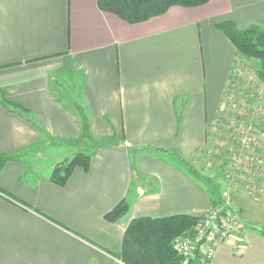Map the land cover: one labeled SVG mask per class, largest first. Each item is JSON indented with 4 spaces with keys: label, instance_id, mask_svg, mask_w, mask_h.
<instances>
[{
    "label": "crops",
    "instance_id": "crops-1",
    "mask_svg": "<svg viewBox=\"0 0 264 264\" xmlns=\"http://www.w3.org/2000/svg\"><path fill=\"white\" fill-rule=\"evenodd\" d=\"M97 2L0 0V155L11 158L0 169V264H121L132 219L212 209L170 153L189 162L221 108L236 50L215 25L264 28V0L174 6L137 24ZM74 153L88 169L54 184L52 168ZM221 194L238 229L210 264H264V199ZM122 201L127 214L106 221Z\"/></svg>",
    "mask_w": 264,
    "mask_h": 264
},
{
    "label": "trees",
    "instance_id": "trees-1",
    "mask_svg": "<svg viewBox=\"0 0 264 264\" xmlns=\"http://www.w3.org/2000/svg\"><path fill=\"white\" fill-rule=\"evenodd\" d=\"M210 0H98V9L112 14L128 24L145 22L151 18L163 15L169 8L178 6L183 8H196L206 5ZM224 36L232 43L236 50V60L232 66L226 91L222 100L221 109H224V98L230 90L232 70L238 65L242 66L247 60L260 63L258 73L261 85H264V28L250 26L238 30L231 22L215 25ZM240 81L237 85H240ZM225 110V109H224ZM221 111V112H222ZM260 130H263L260 128ZM230 134V133H229ZM168 154L166 151L157 149ZM170 156L182 166L192 177L202 183L210 192L212 209H218L222 214H237L225 206L222 194L213 181L198 173L188 161L176 153ZM11 160L10 157L0 155V169ZM226 164V161L224 162ZM90 164L88 155L78 153L68 162L58 164L50 174V180L63 186L76 167L86 171ZM230 161L228 162V165ZM1 192V191H0ZM128 212V205L122 201L105 215V220L116 223ZM200 217L177 215L164 218H135L127 225L122 236L121 249L114 255L121 264H203L199 257H194L187 263L174 250V241L178 237L192 235Z\"/></svg>",
    "mask_w": 264,
    "mask_h": 264
},
{
    "label": "built area",
    "instance_id": "built-area-1",
    "mask_svg": "<svg viewBox=\"0 0 264 264\" xmlns=\"http://www.w3.org/2000/svg\"><path fill=\"white\" fill-rule=\"evenodd\" d=\"M246 74V68L244 71L239 67L232 70L230 90L224 98V109L227 111L229 137L239 147L238 152H233L230 157L228 172L239 168L241 171L236 173L238 176L244 175L252 178L254 175H259L260 171L264 172L263 158L259 156L264 148V130H260L261 127L255 123V120L249 119L247 108L241 106V103L236 100L237 84L245 80ZM258 163L263 164L261 170ZM243 184L249 190L248 196L257 198L251 183ZM237 229L238 215H224L220 210L214 209L200 217L192 235L181 236L174 241V250L184 263L197 256L203 264H210L216 249L225 243ZM240 249V243L233 247L235 253Z\"/></svg>",
    "mask_w": 264,
    "mask_h": 264
},
{
    "label": "rangeland",
    "instance_id": "rangeland-1",
    "mask_svg": "<svg viewBox=\"0 0 264 264\" xmlns=\"http://www.w3.org/2000/svg\"><path fill=\"white\" fill-rule=\"evenodd\" d=\"M244 62V65L237 66L242 71L246 68L247 74L245 75L243 83L238 85L236 89V100L241 103V106L247 108L249 119L255 120V123L264 130V85L260 84L258 77L260 63L255 60H247ZM221 111L214 123L208 127L206 146L201 150L195 151L189 163H191L200 175L211 179L220 192L235 191L249 195V190L243 184L247 182L251 183L250 185L254 187L255 197L264 199V172L260 171L259 175H254L252 178L244 175L238 176L236 173L241 171L239 168L237 169L238 171L230 170L228 172L230 157H232L233 152H238L239 147L229 137L227 111L224 109ZM84 149V146H81L74 151L77 150L76 152H78ZM74 154L76 155V153ZM74 154L66 156L64 161L55 164L51 172L58 164L68 162L71 156H75ZM259 156L263 158L264 162V148ZM225 161L226 164L224 163ZM41 162V169L46 170L47 166L45 165L47 162ZM259 166L261 170L263 164H259ZM245 174L247 175V173Z\"/></svg>",
    "mask_w": 264,
    "mask_h": 264
}]
</instances>
